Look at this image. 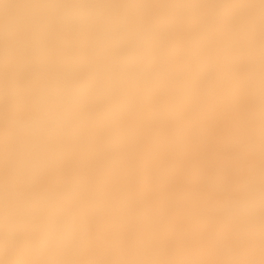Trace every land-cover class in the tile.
<instances>
[{
	"label": "clouds",
	"instance_id": "obj_1",
	"mask_svg": "<svg viewBox=\"0 0 264 264\" xmlns=\"http://www.w3.org/2000/svg\"><path fill=\"white\" fill-rule=\"evenodd\" d=\"M249 9L216 5L208 15L219 18L228 36L224 63L240 59L235 39L238 20ZM204 15L195 4L153 8L144 2L107 3L105 0H46L37 6L22 32L6 30L0 38V264L9 261L68 264L84 252V223L78 210L66 206L75 195L70 185L39 193H20L6 180L12 175L30 183L53 157L61 142L83 147L84 129L99 123L109 130L121 108L132 109L158 84L175 93L212 95L221 74L205 57L203 79L191 81L190 70L173 63L170 37L177 20ZM259 17V12L257 13ZM200 47L198 36L188 48ZM253 120L260 121V38L254 28L249 50ZM42 80L39 89L27 87ZM31 101L24 110L22 105ZM44 141V143H36ZM9 146L5 157L2 149ZM243 146L255 157L234 194L217 207L224 223L210 233L207 248L186 250L178 258L159 245L123 249L119 246L87 261H175L179 264H260L264 222V171L261 137L249 135ZM112 146L104 142L101 156ZM207 211H211L208 209Z\"/></svg>",
	"mask_w": 264,
	"mask_h": 264
},
{
	"label": "snow or ice",
	"instance_id": "obj_2",
	"mask_svg": "<svg viewBox=\"0 0 264 264\" xmlns=\"http://www.w3.org/2000/svg\"><path fill=\"white\" fill-rule=\"evenodd\" d=\"M202 11L216 5L228 7H243L255 9L253 3L207 4L191 3ZM153 8L173 7L175 4H151ZM259 38H260V137H261V168L264 171V0L259 5ZM176 23H182L177 20ZM240 31L235 39L240 49V59L237 63L225 66L224 45L228 38L223 26L211 25L201 30L199 23H194L188 34L176 27L170 37L174 50L173 63L190 70L191 81L198 85L203 79L202 62L205 57L214 61L221 74L216 81V90L212 95L187 93L189 102L183 107L181 123V136L175 144V154L183 163V156L188 145L194 141L205 140L210 128L215 125L220 129L223 149L218 153L216 166L221 174H242L249 158L253 156L244 146V139L251 135L250 129L253 120L252 89L249 77L251 65L249 50L254 46V28L256 17L249 14L238 20ZM198 36L200 47L197 50L188 48L189 40ZM42 80L32 79L27 87L39 89ZM194 101V103H193ZM168 104L171 101L153 91L150 104ZM150 104H135L133 111H140ZM32 106L26 101L21 107L24 110ZM87 142L83 147H74L71 143L61 142L52 146L53 157L47 162L44 171L35 175L30 183H25L19 175H12L7 165L2 169L6 180H11L20 193H39L52 187L70 185L75 195L66 202V206L79 211L84 223L83 245L85 254H104L119 246L123 249L150 247L159 245L165 249L203 245L205 241L204 230L199 235L188 230L182 234L172 229L163 231H149L143 227H119L117 220L120 217L118 209L110 193L114 184L122 182L129 170L131 161H123L118 174L114 173L108 162V154L101 156L102 146L105 142V132L99 123H91L84 129ZM44 143V141H36ZM5 157L9 146L2 149ZM143 161L138 156V161ZM153 199L151 194L144 193V202ZM217 227L224 223L222 217H215L213 221ZM261 261L264 264V222L261 232ZM7 264H42V262L9 261ZM68 264H179L175 261H127L102 260L78 261ZM240 264H253V262H240Z\"/></svg>",
	"mask_w": 264,
	"mask_h": 264
},
{
	"label": "bare ground",
	"instance_id": "obj_3",
	"mask_svg": "<svg viewBox=\"0 0 264 264\" xmlns=\"http://www.w3.org/2000/svg\"><path fill=\"white\" fill-rule=\"evenodd\" d=\"M46 0H0V38L6 30L22 32L37 6ZM107 3H129L134 0H105ZM149 4H231L247 0H135ZM258 3V2H257ZM180 19L177 27L188 34L194 23L201 30L211 25L221 26L219 18L208 15ZM257 22V21H256ZM258 23V22H257ZM192 39L189 40V42ZM225 55V53H224ZM171 101L168 104H150L153 91ZM189 102L186 92L175 93L165 84L154 86L142 96L137 105L150 104L140 111L121 108L114 118L110 131L104 129L105 142L112 146L108 162L115 174L121 170L123 161H131L126 178L114 184L110 195L120 209L119 227H143L149 231L172 229L177 233L191 230L197 236L205 233L203 245L169 249L170 257H179L186 250L199 249L204 258L211 259L207 238L217 228L213 222L219 216L217 205L228 195L234 194L249 167L255 163L251 156L242 174H221L216 166L218 153L223 149L220 129L213 125L205 140L190 143L183 156V163L175 154V144L181 136L183 107ZM194 103V101H193ZM251 135H260V121L252 120ZM138 156L142 157L141 163ZM153 199L145 203L144 193ZM211 209V211H207ZM88 253L80 261L95 258ZM261 259L262 256L260 255Z\"/></svg>",
	"mask_w": 264,
	"mask_h": 264
},
{
	"label": "rangeland",
	"instance_id": "obj_4",
	"mask_svg": "<svg viewBox=\"0 0 264 264\" xmlns=\"http://www.w3.org/2000/svg\"><path fill=\"white\" fill-rule=\"evenodd\" d=\"M247 1H248L247 3H253V4L257 5V8L249 10V13L255 15V17H256V21L258 22V16H257V13L259 12L258 5H259L260 0H247ZM257 2H258V3H257ZM219 217H222L223 220H224V217H223L221 211L219 212Z\"/></svg>",
	"mask_w": 264,
	"mask_h": 264
}]
</instances>
